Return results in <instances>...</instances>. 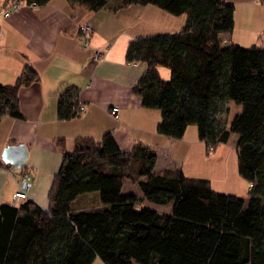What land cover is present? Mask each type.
I'll list each match as a JSON object with an SVG mask.
<instances>
[{"label":"trees","instance_id":"1","mask_svg":"<svg viewBox=\"0 0 264 264\" xmlns=\"http://www.w3.org/2000/svg\"><path fill=\"white\" fill-rule=\"evenodd\" d=\"M68 1L96 12L109 0ZM115 2L185 15L179 32L129 42L126 61L146 65L132 92L160 112L161 136L180 139L194 125L208 150L237 134L247 197L216 193L208 180L187 178L180 168L154 172L155 150L142 143L122 151L110 132L99 141L78 138L72 152H61L46 210L32 200L0 204V264H264V47L222 41L234 28V6L225 0ZM159 67L169 70L167 80ZM38 80L25 65L13 85H0V118L22 119L18 91ZM78 93L68 87L58 95V120L82 114ZM230 102L241 112L220 123ZM126 182L137 185L143 201L170 205L169 212L139 207L136 196L122 193ZM90 193L103 206L74 209Z\"/></svg>","mask_w":264,"mask_h":264},{"label":"crops","instance_id":"2","mask_svg":"<svg viewBox=\"0 0 264 264\" xmlns=\"http://www.w3.org/2000/svg\"><path fill=\"white\" fill-rule=\"evenodd\" d=\"M6 1L0 0V85H13L25 65L38 74L39 80L18 91L22 119L0 118V204L13 206V194L21 187V177L27 174L30 177L27 200L46 210L61 152H72L78 138L99 141L108 132L112 133L122 151H130L135 143L154 149V172L180 168L187 178L205 179L211 185L210 177L196 173L195 163H207L205 171H212L209 164L219 163L220 156L226 154L223 147L228 141L214 148L213 157L208 159L207 148L199 140L196 130H191L193 128L187 127L180 139L159 135L156 127L161 119L160 112L144 108L141 98L132 92L146 65L126 61L129 42L136 37L161 32L175 33L171 28L164 31L159 28L161 18H166L160 9L133 5L118 8L115 0H109L104 8L92 12L68 0H49L42 7L22 4L4 19L1 13ZM225 1L241 6L245 18H252V11L255 14L257 11L258 21L264 22V4L259 5L256 0ZM84 24L93 29L87 47L77 39V30ZM254 31L257 29L254 30L251 22L249 27H244L248 37L234 36L232 32L221 35V38L224 42L231 41L244 47L249 46L247 44L263 47L253 45ZM96 51L102 54L98 61L93 59ZM161 71L159 67L158 72L163 78ZM68 87L78 89L84 111L77 118L62 121L56 117V102L58 95ZM231 105L230 102L229 108ZM112 108H117L113 115ZM11 146H24L26 150L24 165L17 170L3 159L4 150ZM234 148L236 153V143ZM13 154V158L18 156ZM215 171L220 176L224 174L222 166L216 167ZM135 187L138 194L123 188L122 193L137 195L139 207L158 211L157 206L152 207L142 200L137 185ZM247 193L246 196L239 193L229 195L244 198ZM77 201L80 204L75 206ZM73 206L82 210L103 205L97 193L80 197ZM164 207V211L158 212L168 213L170 205Z\"/></svg>","mask_w":264,"mask_h":264},{"label":"rangeland","instance_id":"3","mask_svg":"<svg viewBox=\"0 0 264 264\" xmlns=\"http://www.w3.org/2000/svg\"><path fill=\"white\" fill-rule=\"evenodd\" d=\"M259 5L264 4V2H258ZM161 12H163V14L166 15V18L162 17L159 24L161 28V31H164L168 28H171L172 30H174L175 32H179L180 29L183 27L184 22H185V15H179V16H173L170 15L164 11L161 10ZM252 18H245L242 14V7L241 6H234V13H233V17H234V28L232 30L233 35L234 36H244L248 37L249 33L244 32V27H249L251 25V22L253 23L254 26V30L257 29V31H254V35L258 34L257 36L255 35L253 37V45H262L264 47V22H260L257 19V11L256 14L252 11L251 13ZM168 16V17H167ZM163 33V32H161ZM159 34V33H158ZM248 43V42H247ZM249 46L247 47H251L252 44H247ZM244 47V46H243ZM162 68V79L163 80H167L169 78V70L167 68L161 67ZM232 107L229 108V111L227 114H222L220 113L218 120L220 123H222L221 121L225 120V121H229L231 120V118L236 114L241 112V106L236 105L234 103H232L231 105ZM189 128H193L191 130H196L197 129L194 125H190L188 126ZM237 139H238V135L237 134H231L229 139H228V143L227 146L224 148L226 150V156L225 155H221L219 158V163L216 164V162L212 165L209 164V169H212V171L210 170V172H206L205 168L208 166L207 163H195V168H196V173H198L199 175H203L204 177H210L212 179L211 182V189L216 193L219 194H229V193H239L243 196H246V193L248 192V184L247 182L239 175L238 173V167H237V156L235 153V143H237ZM224 150V151H225ZM213 151V149H212ZM212 151H207V155L206 157L208 159H211V157H213V152ZM224 163V165H223ZM220 166L223 167L224 169V174L223 176H220V174L218 172L215 171L216 167ZM203 168V171H201L200 169ZM214 168V169H213ZM210 183V182H209ZM136 184L130 183V182H126L123 186V190L124 191H136ZM90 194H97V193H90ZM89 194V195H90ZM136 194H138V190L136 191ZM137 196V195H136ZM240 198V197H239ZM242 199H246V197L242 198ZM80 201H77L75 203V206H78V204ZM146 204L150 205V206H157L155 204H151L147 201H145ZM156 208H158V211L161 210H165L166 207L164 206H157ZM151 209V208H150ZM93 264H103L99 259H96L94 261Z\"/></svg>","mask_w":264,"mask_h":264},{"label":"built area","instance_id":"4","mask_svg":"<svg viewBox=\"0 0 264 264\" xmlns=\"http://www.w3.org/2000/svg\"><path fill=\"white\" fill-rule=\"evenodd\" d=\"M257 2H264V0H256ZM26 0H7L6 6L3 9L1 15L4 19H7L15 10H17L22 4L25 3ZM93 33V29L91 25L84 24L80 26L77 30V39L80 44L84 47L89 46L90 38ZM0 38H1V30H0ZM102 54L99 51H96L93 55L94 61H98L102 58ZM80 109L84 111V106L81 105ZM117 112V108L111 109V114H115ZM207 151H212V148H209ZM29 182L30 177L25 174L20 179V189L13 194V207H21L24 202L27 201L29 196Z\"/></svg>","mask_w":264,"mask_h":264},{"label":"water","instance_id":"5","mask_svg":"<svg viewBox=\"0 0 264 264\" xmlns=\"http://www.w3.org/2000/svg\"><path fill=\"white\" fill-rule=\"evenodd\" d=\"M13 153H17L18 156L13 158L14 157ZM25 156H26V150L24 146H11L6 148L3 153V159L13 164L12 165L13 170H17L23 167L25 162Z\"/></svg>","mask_w":264,"mask_h":264}]
</instances>
